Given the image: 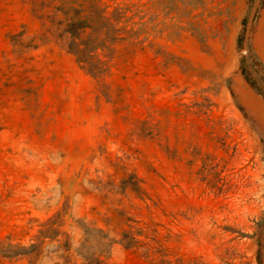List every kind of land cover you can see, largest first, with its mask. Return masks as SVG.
<instances>
[{
  "label": "rangeland",
  "instance_id": "rangeland-1",
  "mask_svg": "<svg viewBox=\"0 0 264 264\" xmlns=\"http://www.w3.org/2000/svg\"><path fill=\"white\" fill-rule=\"evenodd\" d=\"M97 2L129 17L146 3L155 30L92 76L58 0H0V253L50 228L0 264H153L119 242L125 216L162 223L164 264H264V0ZM133 174L150 209L123 189Z\"/></svg>",
  "mask_w": 264,
  "mask_h": 264
},
{
  "label": "trees",
  "instance_id": "trees-1",
  "mask_svg": "<svg viewBox=\"0 0 264 264\" xmlns=\"http://www.w3.org/2000/svg\"><path fill=\"white\" fill-rule=\"evenodd\" d=\"M98 0H58L59 5L55 6V12L61 11L65 18L64 20L56 22L57 25L64 24L62 30L68 34L69 41L66 43L67 50L72 53L76 61L92 76H99L105 70V60L101 57L104 51H112V46L122 40H130L133 45L142 44L150 41L152 31L150 18L148 17V7L146 3L134 4L132 16L127 15V8L118 7L112 15L108 16L105 10L99 8ZM83 3H88L86 9H82ZM65 9V10H64ZM56 13H54V16ZM46 20L48 16H41ZM133 19V27L127 29L126 25L122 26L120 23H125ZM54 18L51 20L53 22ZM46 21L42 24L44 25ZM55 26V25H54ZM125 34V35H124ZM256 60L259 59L255 57ZM241 69L249 84L257 91L259 88L253 81L248 79L247 71L244 67L243 60L241 61ZM143 180L133 174V181H125L123 185L124 191L130 189L134 195L145 202L146 208L150 209L152 205H156V201L152 196L142 187ZM149 201V202H147ZM125 216L124 212L120 213ZM122 229L120 232L119 242L125 248H139L142 250L145 257L150 258L153 264H164L161 259V252L159 249H152L151 241L157 242L159 235V227L162 223L155 220L142 221L134 217H123ZM51 220L43 222L42 225H49ZM40 229L35 235L37 242L30 243L27 247H22L20 251L12 253H0L3 256L19 255V254H34L37 253L41 238L47 230ZM90 231L88 227H84L85 239L82 245L90 238ZM100 233V243L102 245H109V242L103 240L108 239L107 234L103 233L101 229L97 230ZM153 235V237H151ZM143 237V238H141ZM150 238L149 241L147 239ZM156 239V240H155ZM159 242V241H158ZM81 245V247H82ZM8 254V255H5ZM82 257L87 260V264H108L99 257H95L94 253L84 254L80 253Z\"/></svg>",
  "mask_w": 264,
  "mask_h": 264
}]
</instances>
